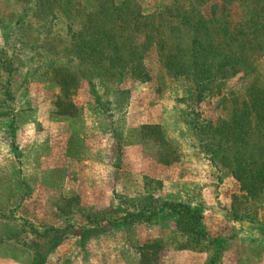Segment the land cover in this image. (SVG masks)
<instances>
[{"label":"rangeland","instance_id":"374dc122","mask_svg":"<svg viewBox=\"0 0 264 264\" xmlns=\"http://www.w3.org/2000/svg\"><path fill=\"white\" fill-rule=\"evenodd\" d=\"M66 3L0 0V52L17 58L10 81L0 74V264H264V200L246 198L196 138L228 123L250 91H264V32L224 35L241 24L249 38L264 26L262 6L133 0L143 15H158L160 35L140 47L143 33L134 32L136 55L102 76L74 50L97 2ZM196 35L223 52L243 41L253 61L200 102L185 76L166 69L173 49ZM57 67L86 71L69 89L72 107H60ZM163 203L199 210L206 240H191ZM158 210L148 221L132 216Z\"/></svg>","mask_w":264,"mask_h":264},{"label":"trees","instance_id":"16d2710c","mask_svg":"<svg viewBox=\"0 0 264 264\" xmlns=\"http://www.w3.org/2000/svg\"><path fill=\"white\" fill-rule=\"evenodd\" d=\"M41 1L53 9L62 10L65 6V0ZM66 1L67 6L70 0ZM252 1L259 3L262 6L261 10L264 11V0ZM96 2L97 9L84 17L85 26L80 32V43L75 44L74 50L75 59L85 61L84 66L88 67L86 71L94 74L101 73L104 76L108 71L124 68L125 61L136 55L139 47L135 45L134 32L143 33L145 42L140 47H145L152 43L156 35H160L159 23L158 15H143L137 10L136 5L132 4L133 0L119 2L96 0ZM188 13L181 19V25H188ZM263 19L264 14L259 20ZM201 21L203 20L200 19L197 23ZM201 28L199 26V29ZM261 29L264 30V26L259 30H253L248 38L243 25L240 24L238 32L230 34L228 30H224V35L226 36L227 33L228 39L234 41L241 37L245 40L256 39L260 33L264 32ZM194 30L197 31L196 27ZM196 33L198 35L199 31ZM197 35L191 45L173 49L174 52L169 56L171 60L166 69L177 71L179 76H185L195 95L194 100L200 102L204 93L211 91L217 83L220 85L226 75L238 73L241 68L249 67L253 70V61L245 54L246 43L243 41L239 42L240 45L237 47L227 48L223 52L221 47L199 44L203 36L199 38ZM155 45L160 46L159 43ZM16 59L7 58L0 52V74H5L7 81H10L13 71L11 66ZM81 71L86 72L78 69L70 71L62 67L54 69L55 76L65 72L60 79H56L63 97L58 98L60 107L65 101H67L65 105L72 107V103L68 101L69 89L78 88L77 76ZM4 94L8 98L11 96L8 91ZM242 107L240 112L234 111L228 123L209 124L204 126L202 133L199 131L200 126L194 125L193 129L199 131L196 135L200 142L199 148L208 154L209 161L216 168L229 169L232 177L239 182L241 190L245 192L246 198L253 201L264 200V91L256 89L250 91ZM170 162L164 161L166 164ZM162 207L167 208L177 217V226L181 227L191 240L196 242L206 240L199 210L181 203L175 205L163 203ZM159 212L161 210L155 211L149 218H146L147 213L143 211H138L132 216L148 221ZM53 231L60 233L58 230Z\"/></svg>","mask_w":264,"mask_h":264}]
</instances>
